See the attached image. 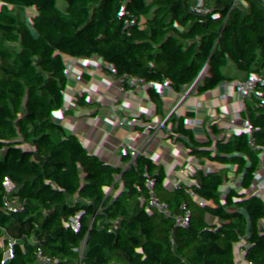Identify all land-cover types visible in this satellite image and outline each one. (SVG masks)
<instances>
[{
	"label": "trees",
	"instance_id": "16d2710c",
	"mask_svg": "<svg viewBox=\"0 0 264 264\" xmlns=\"http://www.w3.org/2000/svg\"><path fill=\"white\" fill-rule=\"evenodd\" d=\"M12 1L0 0V264H23L21 189L137 226L165 199L158 225L263 191L264 0H44L45 16ZM232 117L225 137L214 126ZM172 119L168 145L154 146L150 126ZM226 225L246 240L208 235L212 259L264 264V210Z\"/></svg>",
	"mask_w": 264,
	"mask_h": 264
},
{
	"label": "crops",
	"instance_id": "0c3cea01",
	"mask_svg": "<svg viewBox=\"0 0 264 264\" xmlns=\"http://www.w3.org/2000/svg\"><path fill=\"white\" fill-rule=\"evenodd\" d=\"M229 133L230 129H223L225 136ZM21 190L24 200L32 199L22 240L13 246L14 255L23 264H205L202 253L206 247L200 242V229L191 220L182 230L186 215L167 225H158V219L142 234L147 222L142 226L125 222L122 228L111 221L83 226L76 212L64 205L66 195L60 190ZM198 207H191L197 209L193 214L205 212ZM127 251L126 260L119 262ZM82 252L97 256L80 259Z\"/></svg>",
	"mask_w": 264,
	"mask_h": 264
},
{
	"label": "built area",
	"instance_id": "2783aa9c",
	"mask_svg": "<svg viewBox=\"0 0 264 264\" xmlns=\"http://www.w3.org/2000/svg\"><path fill=\"white\" fill-rule=\"evenodd\" d=\"M22 1H31L35 4L37 9H40L41 16L46 14H52V3L45 2L43 0H22ZM16 4V0L12 1V5ZM55 18L59 24L58 29L64 27L63 18L59 15H55ZM96 115L93 111L88 112V118H95ZM87 121V119H84ZM180 120L172 119L168 120L163 124L154 123L150 126V131L153 134L152 144L159 148H164L168 145L167 134L173 129L180 126ZM236 123V117H232L229 122L225 125H215V129H231ZM204 125L203 118L196 123H194V136L193 141L199 139L202 136V126ZM227 137V136H225ZM263 186H264V174H262ZM168 204L167 199L161 204L157 212L147 221V224L144 228L141 229V234L145 232L147 228L153 225L161 217L164 210ZM64 205L74 210L76 214L80 217V222L83 226L88 224H100L102 222L111 221L116 225L117 228H122L125 222L132 223L131 216L126 213L124 215H107L103 212L90 210L88 208L79 209L77 202L74 198L65 196ZM23 207L26 212H28L32 207V199L27 198L24 201ZM264 210V187L263 191L259 194H249L244 197L237 205L232 206L229 210L226 208H216L211 207L203 213H196L193 215H186L183 219L184 227L183 231L187 229L188 222L193 220L197 227L200 229L202 234L200 235V242L206 247V251L202 253V258L205 264H218L215 262L207 249V235L212 236V241L218 242L224 239L237 240L239 242H245L246 238L244 236L236 235L234 232L228 229L226 221L229 213H240L243 219V224L246 226L252 225V223L257 224L261 211ZM37 214H40V211H37ZM128 251L125 252L122 256L119 257V262H124L126 260ZM80 259H94L97 256V253L87 254L82 252L78 254ZM192 257L196 256V252L191 254Z\"/></svg>",
	"mask_w": 264,
	"mask_h": 264
},
{
	"label": "rangeland",
	"instance_id": "374dc122",
	"mask_svg": "<svg viewBox=\"0 0 264 264\" xmlns=\"http://www.w3.org/2000/svg\"><path fill=\"white\" fill-rule=\"evenodd\" d=\"M44 1V0H43ZM100 19H102V17H100ZM101 24H102V21H101ZM208 38L210 37H212V38H215V37H213L210 33H208V36H207ZM79 58H80V60H87V53H86V51H80V53H79ZM17 140L21 143V144H24V142H25V140H26V137L24 136V135H22V134H19L18 136H17ZM200 140V139H199ZM192 206L193 205H195L194 203H192L191 204ZM191 206V207H192Z\"/></svg>",
	"mask_w": 264,
	"mask_h": 264
},
{
	"label": "water",
	"instance_id": "95a60500",
	"mask_svg": "<svg viewBox=\"0 0 264 264\" xmlns=\"http://www.w3.org/2000/svg\"><path fill=\"white\" fill-rule=\"evenodd\" d=\"M148 229V228H147Z\"/></svg>",
	"mask_w": 264,
	"mask_h": 264
}]
</instances>
